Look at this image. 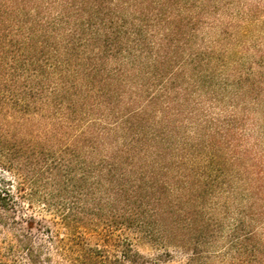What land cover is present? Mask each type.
Segmentation results:
<instances>
[{
  "label": "trees",
  "instance_id": "16d2710c",
  "mask_svg": "<svg viewBox=\"0 0 264 264\" xmlns=\"http://www.w3.org/2000/svg\"><path fill=\"white\" fill-rule=\"evenodd\" d=\"M0 166L66 264H264V0H0Z\"/></svg>",
  "mask_w": 264,
  "mask_h": 264
},
{
  "label": "rangeland",
  "instance_id": "374dc122",
  "mask_svg": "<svg viewBox=\"0 0 264 264\" xmlns=\"http://www.w3.org/2000/svg\"><path fill=\"white\" fill-rule=\"evenodd\" d=\"M2 179L10 181L15 186L4 187L8 182L5 185ZM17 181L18 178H14L0 166V192L10 189L13 196L17 197ZM18 201L21 210L16 214L17 223L11 220V226L0 223V261H4V264H32L28 250L26 246L24 247V243L28 239V245L37 253L40 252L39 249H43L40 252V259H45L46 256L50 255L52 264H66L55 253L53 247L55 242H51V238H65L68 234L61 217L53 211L46 210L43 202L34 201L33 204H30L20 199ZM0 213L8 216L1 208ZM125 235L131 239L135 249L151 259L159 258L160 264H184L186 261V253L180 252L177 248L160 246L132 231H126Z\"/></svg>",
  "mask_w": 264,
  "mask_h": 264
}]
</instances>
